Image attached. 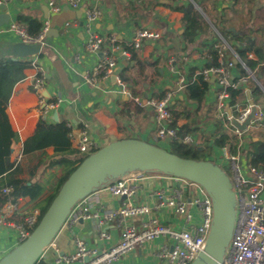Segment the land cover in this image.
I'll return each instance as SVG.
<instances>
[{"label":"crops","instance_id":"obj_1","mask_svg":"<svg viewBox=\"0 0 264 264\" xmlns=\"http://www.w3.org/2000/svg\"><path fill=\"white\" fill-rule=\"evenodd\" d=\"M44 3L45 0H8L1 3L4 8L0 9V15H8V23H16L18 16L35 19L42 25L47 21L48 30L52 29L56 32V36L44 37L41 57L36 56L38 64L44 71L47 90L60 100L46 122H64L70 127V133L74 136L77 135L78 129L86 127L91 139L100 147L109 142L127 138L155 144L152 143L154 141L153 111L148 106L137 107L133 104V98L144 100L156 98L157 95L164 94L168 90L177 91L176 76L170 70V62L174 63L176 69L187 73L191 69L194 71L202 68L205 65L202 55L208 52V46L215 45L218 41L225 43L228 47L225 55L227 60L234 56L232 47L219 35L206 38L209 32L207 35L199 34L193 44L185 46L180 38L182 33L180 7L188 6L190 3L211 29L214 18H223V21H217L220 28H225L227 31L233 28L236 32H244L243 35L238 36L250 38L253 48L264 45V0H180L178 2L174 0H99L102 18L94 25L93 30L100 36H115L119 44L128 51V56L118 59L115 70L116 74L118 72L123 74L125 81L122 82L123 88L111 77L96 81L94 86H88L83 79V74L85 72L90 74L100 58V55L88 52L84 48L88 35L81 25L82 7L92 4V0H84L80 8L75 11L67 7V0H56L60 7V11L56 14H52ZM78 12L81 14L79 15ZM66 23H69L70 27L65 28ZM139 28L157 32L160 37L154 41L144 40L140 48L134 50L130 47L131 38L134 30ZM17 42L14 34L8 31L7 24L1 25L0 60L7 58L32 60L16 58L12 55V46ZM238 43L239 41L232 39L230 41L231 46ZM240 43L245 42L242 40ZM249 54H252L250 59L257 60L253 53ZM76 55L79 56L77 62L74 61ZM262 64L264 66V63ZM36 74L33 68L25 70L24 79L16 83L12 89L5 112L11 129L18 136V142L13 145L11 154V160L19 166L20 173L17 176L25 181L31 177L41 183L44 188L41 200L47 192L43 184L44 180L51 178L54 182L57 181L59 176L55 174V170L62 167L45 168L46 157L53 154L52 147L28 155L21 154L22 143L34 133L36 124L40 120L41 106L38 104L37 96L31 91V84ZM239 76L235 66L232 70V78ZM253 76L252 80L257 82L256 76ZM249 82L245 86L246 89ZM215 92L216 85L211 81L199 108L192 103L183 106L186 107V112H189V117L181 116L177 125L183 126L190 123L189 119L197 120L193 127L196 131L191 133L195 149L207 157L205 160H213L215 164L220 165L224 161L223 154L220 148H209L211 146L209 138L219 129L224 132L233 133V131L221 122L227 115V107L225 115L222 118L217 117ZM181 94L178 99L184 102V92ZM263 104L264 90L262 89V96L257 97L255 106ZM175 109L182 110L180 106H176ZM54 113H56V121L53 120ZM218 120L220 124L216 126ZM254 125V122L251 123L246 132L237 137L240 150L243 151L240 154L244 160L249 159L244 155V151L247 149L249 138L257 130ZM168 143L165 141L161 145L168 147ZM154 177L155 175H149L147 180L140 182L142 190L146 191L156 186L158 182ZM143 197L144 195L140 194L137 200L141 201ZM90 198L96 201L95 203L107 206L118 203L100 188L93 192ZM17 203L20 207L19 211L24 214L37 208L36 202L28 197L18 199ZM158 217L162 222H168V220L171 222L174 219V216L168 217L164 213H158ZM19 220L20 216L17 215V221ZM195 221H199L198 217ZM74 229L88 246L99 245L93 225L79 222ZM107 230L116 237L112 224L107 226ZM58 234L62 235L66 242L65 249L57 248L53 241L44 250L37 264H53L54 249H57L60 254L69 253L72 250V240L68 232L63 229ZM161 244L162 240H157L141 249H136L124 256L117 264H158L154 252ZM16 245L15 234L11 230L0 227V258ZM48 250L53 253L49 259L46 257Z\"/></svg>","mask_w":264,"mask_h":264},{"label":"built area","instance_id":"obj_2","mask_svg":"<svg viewBox=\"0 0 264 264\" xmlns=\"http://www.w3.org/2000/svg\"><path fill=\"white\" fill-rule=\"evenodd\" d=\"M7 1L0 0V4ZM83 1L67 0V7L74 11L78 10ZM92 2L82 7L81 25L88 35L84 48L88 52L100 55V58L90 74L87 72L83 74V79L88 86H94L98 80L115 76L114 81L123 88L124 85L115 70L118 59L128 56V51L119 44L115 36H100L94 32V25L102 18V10L99 7V0ZM44 4L52 14L60 11L56 0H45ZM7 27L18 42L42 46L48 22L42 25L36 37L29 36L25 27L20 24L8 23ZM68 27L70 24L66 23L65 28ZM159 37L157 32L145 28L135 29L130 47L138 50L142 41H154ZM213 49L217 54V64L208 65L211 57L206 51L207 53L202 55L204 67L194 70L193 76H200L207 84L212 81L216 85L217 117L222 118L230 101L228 89L247 90L245 86L254 76L246 70V76L238 77L236 82H232V70L235 64L239 63L237 55L234 54L232 59L227 60L225 55L228 47L225 43L218 42L213 45ZM248 58H252V54H248ZM74 61H79L78 55L74 56ZM30 68L37 72L31 84V91L37 96L38 104L41 106L40 120L46 122L60 100L47 90L44 71L36 57L32 59ZM170 70L176 76L177 91L168 90L160 98L144 100L133 98V102L138 106L144 105L152 109L154 141L158 143L176 139V133L171 128L173 122L171 104L182 95L188 84L187 72L176 69L173 62H170ZM44 92L47 93V98L43 96ZM235 109L236 115L230 117L226 115L227 120L230 121L232 117L238 123H242L250 113L251 105L247 100L244 107L235 105ZM256 116L260 119L261 111ZM234 133L237 137L241 136V132L236 129ZM68 138L72 148L84 156L100 148L98 143L91 139L86 127L78 129L76 136L70 133L69 127ZM181 142L189 144L193 142V138L187 135ZM220 150L224 161L223 164L217 165L221 169L223 165L227 166L231 173L228 177L237 208L234 229L221 264H264V172L251 166L249 159L244 160L240 152L230 154L226 147ZM149 175H155L158 183L154 188L144 191L140 182L147 180ZM190 187L195 189L193 196ZM100 190L118 203L114 206L102 205L92 201L90 195L78 201L71 208L61 228L71 237L72 250L60 254L54 249L53 264H117L130 252L157 240H162L161 246L154 252L158 264H191L204 251L212 221V207L209 196L200 186L177 177L134 171L105 184ZM11 191V186L1 189L2 194H9ZM140 194L144 197L138 201ZM17 201L6 202L0 207V227L11 230L19 244L29 236L42 214L37 208L27 214L21 213ZM158 213H164L168 217L174 216V219L171 222L169 220L162 222ZM17 215L20 216L19 221ZM196 217L199 221H195ZM79 222L93 225L99 245L88 246L76 233L74 227ZM111 224L115 228L116 237L107 230V226Z\"/></svg>","mask_w":264,"mask_h":264},{"label":"trees","instance_id":"obj_3","mask_svg":"<svg viewBox=\"0 0 264 264\" xmlns=\"http://www.w3.org/2000/svg\"><path fill=\"white\" fill-rule=\"evenodd\" d=\"M179 10L182 13V18L180 20L182 33L180 38L185 46L193 44L195 38L199 34L207 35L209 32V34L205 36L206 38L219 35L223 41L232 47L234 53L238 57L239 63L235 64V66L239 72V77L246 76V70H248L257 78V82L253 80L249 82L247 91L243 88L228 89L230 101L227 104V109L230 111V114L232 116L236 115L235 105H240L241 107L246 105L247 93H249L250 100L253 104H257V97L262 96V89L264 90V66L262 64L264 63V45L253 48V42L250 38L245 39L246 36H234L225 28H220L217 21H223V18H214L212 20L211 23L214 32L210 28V25L190 3L188 6L180 7ZM16 23L24 25L27 34L31 37H36L42 27L39 21L21 16L16 18ZM231 39L237 42L239 41V43L231 46ZM242 40H244L245 43H240ZM207 51L211 57L208 65L217 64V54L213 49V45L208 46ZM249 53H253L257 60L248 58ZM38 57H41V53ZM31 63L32 60L26 59L7 58L0 60V207L6 202H16L20 198L28 197L31 201L36 202L35 205L39 208L41 214H43L59 187L84 159V156L71 147L68 138L69 127L66 123H47L43 120H39L36 124L34 133L22 143L21 154L28 155L35 151H43L48 147H52L53 154L46 157L44 162L45 168L62 167V174L53 185V191L41 200L40 197L44 189L41 183L37 180H33L31 177L26 181L18 178L17 175L20 173L19 166L11 160L12 148L13 145L18 142V136L11 129L5 111L14 85L24 79L25 70L31 67ZM193 72L194 71L191 69L187 74L188 84L184 90L185 101L183 102L178 99L171 104V115L173 118L171 128L176 133V139L171 140L168 146L170 148L169 152L172 154L185 159L198 160L196 159L197 155L202 153L195 149L194 144H183L181 142L187 135L193 137L191 133L196 131H194L193 127L195 123H197V120L189 119L190 123L183 126L177 125V121L181 116L185 118L189 117V112H186V107L183 106L192 103L199 108L207 92L208 84L203 81L200 76H193ZM117 75L121 82L125 81L121 72H118ZM237 78L238 77L233 78L232 82H236ZM162 95L163 94L157 95L156 98H160ZM133 104L135 103L133 102ZM135 105L138 107L137 104ZM176 106H180L182 110H176ZM219 121L220 120L216 122V126L220 124ZM221 122H223L229 130L233 131V133L224 132L222 129H219L214 135L210 136L211 146L209 148L226 147L230 154L243 152L240 150L239 140L234 133L233 127L227 120V117H223ZM254 124L257 130L254 135L249 138L244 155L249 157L251 166L264 172V109L261 111L259 122L256 121ZM5 186L12 187V191L9 194L1 193V189ZM38 262L39 260L36 261L35 264Z\"/></svg>","mask_w":264,"mask_h":264},{"label":"water","instance_id":"obj_4","mask_svg":"<svg viewBox=\"0 0 264 264\" xmlns=\"http://www.w3.org/2000/svg\"><path fill=\"white\" fill-rule=\"evenodd\" d=\"M4 6L1 4L0 9ZM80 15L81 12H78ZM9 16L0 15V26L8 24ZM233 35L244 32L228 30ZM56 36L52 29L45 37ZM41 44L27 45L20 42L12 46L16 58L34 59L41 52ZM115 76L111 79L114 80ZM43 96L48 97L44 92ZM250 113L242 123L230 118V125L244 133L259 118L263 105L255 106L246 94ZM227 110V116L230 117ZM56 121V113L53 114ZM170 142V140H166ZM139 171L159 173L181 178L200 186L211 200L212 221L205 248L191 264H221L228 247L236 220V199L228 175L215 163L207 160L181 158L154 144L136 139H120L109 142L86 156L59 187L29 236L0 258V264H35L61 230L71 208L105 184L127 173Z\"/></svg>","mask_w":264,"mask_h":264},{"label":"rangeland","instance_id":"obj_5","mask_svg":"<svg viewBox=\"0 0 264 264\" xmlns=\"http://www.w3.org/2000/svg\"><path fill=\"white\" fill-rule=\"evenodd\" d=\"M151 142V141H150ZM152 143H155L156 144V146H158V147H160V146H162L163 148H164V150H166V151H170V148H169V146L168 147H165L164 145H161V143H158V142H155V141H152ZM195 142H194V139H193V144H194ZM154 144V145H155ZM82 155V154H81ZM82 156H84V155H82ZM86 156H84V158H85ZM207 157H205V155H203V154H198L197 155V158L196 159H198V161H201L202 159L203 160H205ZM222 169L224 170V172L228 175V176H231V173H230V171H229V169L227 168V166H225V165H223L222 166ZM62 170H63V168H57L56 170H55V174H57L59 177L61 176V174H62ZM45 182L43 183L44 184V186H45V189H46V194H45V196H44V198L45 197H47L53 190H52V187H53V185L55 184V182H54V180H52L51 178H49V180H44ZM189 190H190V192H191V196H193L194 194H195V189L193 188V187H190L189 188ZM43 197L41 198V199H44ZM36 206V205H35ZM37 207V206H36ZM39 209V208H38ZM237 209V208H236ZM39 221V220H38ZM38 223V222H37ZM54 243H55V245H56V247L57 248H59V249H61V250H64L65 249V244H66V242H65V240L63 239V237H62V235H57L56 237H55V239H54ZM52 252L51 251H49L48 250V252L46 253V257L49 259L51 256H52Z\"/></svg>","mask_w":264,"mask_h":264}]
</instances>
